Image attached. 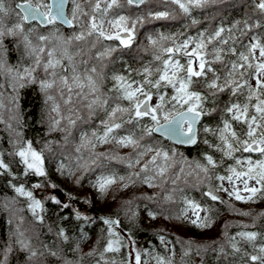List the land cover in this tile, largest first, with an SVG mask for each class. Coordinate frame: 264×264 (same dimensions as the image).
<instances>
[{"label":"snow or ice","instance_id":"obj_1","mask_svg":"<svg viewBox=\"0 0 264 264\" xmlns=\"http://www.w3.org/2000/svg\"><path fill=\"white\" fill-rule=\"evenodd\" d=\"M0 126V264H264V209L233 203L264 202V0H0ZM178 182L202 199L181 189L176 208ZM101 201L114 211L88 215ZM225 211L252 223L157 231L168 255L135 243Z\"/></svg>","mask_w":264,"mask_h":264},{"label":"trees","instance_id":"obj_2","mask_svg":"<svg viewBox=\"0 0 264 264\" xmlns=\"http://www.w3.org/2000/svg\"><path fill=\"white\" fill-rule=\"evenodd\" d=\"M11 62L15 63L16 62V56L13 54L12 58H11ZM7 89V88H6ZM8 90V89H7ZM4 91H6L4 89ZM33 93L31 91L30 88L25 89L22 91L21 93V100L23 103V107L27 110L26 115H25V120L30 124L31 120L29 119V117H34V112H33V107L31 105V103L29 102V97H32ZM35 135V133H33V136ZM0 136H4L6 137V134L3 132L2 130V126H0ZM189 155L190 159L193 158H198V153H186ZM175 187L177 190L175 192V207L178 208L180 201H179V197L182 194L181 189L183 190V194H187L190 197H193L197 200L202 199L201 197V193L200 191L195 188L192 187L188 184H183L181 182H178L177 186H173ZM146 189H144L143 187H140L138 189H131L130 193L132 191H137V192H142L145 191ZM149 194H151V191L153 190H148ZM129 193V194H130ZM79 196V194H78ZM78 198V197H77ZM264 202H259V203H255V204H244V203H240L237 202V204L235 203L236 207L238 209H244V210H252L253 213H255L256 211H259V208H253L251 207V205H261ZM104 204L102 201L98 202V206ZM249 205V208H242L239 205ZM116 205L115 203L112 204L111 208L109 207H105V208H99L97 207L95 210H90L92 212H94V214H107L111 211H114ZM89 208V207H88ZM228 215H231L233 218H241V215H235L232 213H229L227 211L223 212L222 215H220L218 217V219L216 220V223L210 228V230L212 229H216V237H208L207 240H213V239H223V236H221V231L224 229V224L225 221L223 222L222 226H221V230H219L217 224L223 219L226 218ZM121 220H123V216L120 217ZM161 222H166L168 225L166 227H163L161 225ZM232 222V221H230ZM126 223V222H125ZM251 218L250 217H245V219L242 222H232V226L230 228L227 229V231L229 232V234L239 230V225L240 224H249L251 225ZM147 225V224H145ZM0 226H3L4 230L6 231V225H3L2 221H0ZM121 228L124 227V224L120 225ZM256 227V226H253ZM100 228H101V224L98 221H90L87 225V229L92 233V239L87 241L84 245H82L83 251L87 252L89 250V247L95 242L97 235L100 232ZM194 230H198V229H194ZM209 230V229H207ZM159 231L161 232V234H166V242L167 241H173L175 242L177 236H179L180 238H188V239H192L190 237H187L183 231V229H178L176 228L173 224L168 223L167 221H163V220H159L158 219V223L157 225H152L151 227H138L134 230V239H135V243L140 246V247H152L154 248L157 252L164 254V255H168L170 254V249L173 247V244H168L167 249L165 248L164 244H161V242L156 239V232ZM196 240V239H195ZM199 241V240H198ZM175 247L177 249V255L175 257L176 261L179 262L180 260V255H179V244H175ZM126 251V250H125ZM190 256L193 259H196V262H198L199 258L196 256L195 250H193L190 253ZM151 264V261H150Z\"/></svg>","mask_w":264,"mask_h":264},{"label":"rangeland","instance_id":"obj_3","mask_svg":"<svg viewBox=\"0 0 264 264\" xmlns=\"http://www.w3.org/2000/svg\"><path fill=\"white\" fill-rule=\"evenodd\" d=\"M5 90L8 91L6 88H5ZM130 190L131 189L128 190V193H130ZM233 203H236L237 204V202H235V201H233ZM239 206L242 207V208H249V205L242 204V205H239ZM85 207L86 208L89 207V209L95 210L97 207H99V208H105L106 206L104 204L98 206V202H93V203H89V204L85 205ZM251 207L256 208V209L257 208L264 209V203H262L261 205H257V206L256 205H251ZM244 219H245L244 216H242L241 218H233L231 215H228L226 218H223L217 224V226L219 227L218 229L221 230L220 228H221V226H222V224H223L224 221H232V222H239L240 223ZM157 223H158V220L155 221L153 223V225H157ZM145 224H148V221L147 220L145 221ZM161 225L163 227H166L168 224L166 222H161ZM183 231H184V233H185V235L187 237H190L192 239H196V240H199V241L207 240L208 237H216V236H218V235H216V229H212V230H210V229L209 230H194V229H189L187 231H185L183 229Z\"/></svg>","mask_w":264,"mask_h":264},{"label":"clouds","instance_id":"obj_4","mask_svg":"<svg viewBox=\"0 0 264 264\" xmlns=\"http://www.w3.org/2000/svg\"><path fill=\"white\" fill-rule=\"evenodd\" d=\"M81 2L83 3L84 0H81ZM57 99H59V97H57ZM29 102L31 103L32 107H33V112H34V115L36 114L37 112V103H38V99L37 97H35L34 95L32 97H29ZM63 107V105H62ZM35 124V121L34 120H31V123L29 124V127H30V130L35 133L37 128L36 127H33V125ZM200 147H203V145H198L196 147H192V146H180V145H177L176 146V149H177V154L179 155V153H184V156L187 158V160H192L189 158V155L186 154V153H198L199 152V149ZM130 151H133L132 149H127V150H124L122 152V154H125L127 152H130ZM177 163H179V161H177ZM170 174H171V170H170ZM153 191H159V189H153Z\"/></svg>","mask_w":264,"mask_h":264},{"label":"water","instance_id":"obj_5","mask_svg":"<svg viewBox=\"0 0 264 264\" xmlns=\"http://www.w3.org/2000/svg\"><path fill=\"white\" fill-rule=\"evenodd\" d=\"M88 215H90V216H92V215L99 216L98 214H97V215L94 214V212H92V211H89V212H88ZM194 262H196V259L194 260Z\"/></svg>","mask_w":264,"mask_h":264}]
</instances>
